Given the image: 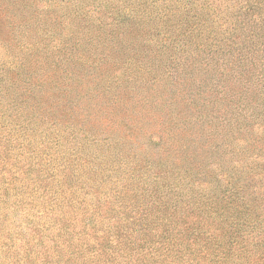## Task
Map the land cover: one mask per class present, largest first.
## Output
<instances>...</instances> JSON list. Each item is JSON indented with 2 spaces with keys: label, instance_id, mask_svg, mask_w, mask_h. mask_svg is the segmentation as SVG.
I'll return each instance as SVG.
<instances>
[{
  "label": "rangeland",
  "instance_id": "rangeland-1",
  "mask_svg": "<svg viewBox=\"0 0 264 264\" xmlns=\"http://www.w3.org/2000/svg\"><path fill=\"white\" fill-rule=\"evenodd\" d=\"M50 2L52 6L46 7L39 0L37 4L36 0H0L2 37H6V34L13 35L10 36L12 39L32 42L35 47V42L42 39V36H47L44 34L45 30L52 26L43 24L51 15L56 18L62 12L65 0ZM53 2H58L57 6ZM139 2L140 0H134L135 4ZM203 2L204 7L207 4L217 6L215 12L218 15L221 11L223 13L222 9L226 6L236 9L234 0H196L198 5ZM238 2L245 7L243 0ZM47 10L51 15L46 13ZM101 11V14H107V11ZM101 14L92 13L82 22L75 18L70 33L59 34V41H63L59 52L62 55L58 57L59 64L54 66L61 67L65 85L62 92L64 98L54 96L63 104L56 111L51 109L56 107L55 104H51L48 109L65 126L63 131L66 134L70 128L84 130L88 135L96 134L98 138L112 136L109 132L111 130L115 133L110 143H98L87 149L100 156L97 162L100 171L97 174V189L86 186L79 190V185H75L74 180L65 177L63 185L55 186L51 183L46 188L52 192H40V196L44 198L51 194L55 196V207L68 221L63 223L73 229L75 242L79 238L78 232L83 230L82 215L92 214V223L96 221L99 236L108 231L106 220L116 222L115 218L108 219L104 216L107 206L105 202L115 198L113 206L119 203L124 207L131 189H134L133 192H148L147 184L136 178L138 174H147L141 170L151 167L152 173H162L168 179L172 176L169 172L181 171L180 174H185L183 172L189 168L195 175L200 171L204 174L199 179L210 180L218 172L230 170L235 159L244 160L251 168L249 163L253 160L252 153L264 150V3L254 9L252 14L245 12L238 17L246 35L237 31L238 36L233 37L232 46H224L216 53L208 52V46L215 40L213 35L219 32L210 31L211 34L202 33L198 37L186 36L177 45H168L164 35L157 32L158 24L140 22L137 15H134L136 19L125 20L119 26H114L110 19L101 18ZM151 24L155 26L152 27ZM52 28V33H55L57 30ZM10 30L13 34L8 33ZM72 36L75 42L68 40L66 43L65 40ZM13 50L17 52V47ZM26 55L19 56H25L24 60L28 64ZM3 59L5 58L0 52V60ZM51 68H44L46 75L52 73ZM87 87L91 92L89 95L84 94ZM87 102L92 111V118L89 120L83 118L86 117L84 106ZM119 121L127 122L130 126L133 122L134 126H138L137 133L130 134ZM111 122H116L117 128ZM183 126H186L185 131ZM151 131L158 134L152 143L160 146L147 148L145 140L141 150L143 134L147 137L155 134ZM62 141L65 142L63 139ZM214 142L227 145L223 150L229 149L228 152L231 151L230 147L239 149L241 144L244 152L225 155L221 150L215 158L219 167L211 172L210 165L206 168L200 166L201 157L198 154L206 144ZM4 143L0 138V264H22L20 259L24 256L23 244L32 240L38 242L34 230L36 222L40 224L43 241L46 243L51 242L45 236L63 223L54 220L53 216H47L49 219L44 222L45 218L33 219L32 213L37 210L35 204L41 198L35 197L36 193H32L31 185L27 192H22L26 190L25 187L10 190L9 199L4 201L6 192L3 181L4 178L5 181L10 179L7 168H11V163L21 160L18 158L13 161L14 156L9 154H16V150L7 151ZM115 144L118 147L113 149ZM184 144H189L186 151H183ZM100 147L104 152L106 148L112 149L111 164L120 168V176L116 175L114 178L103 174L107 165L103 154L93 151ZM147 152L152 155L148 156ZM6 153L10 159L6 160ZM130 166L135 167V175L122 174ZM237 166L235 165L237 171L238 168L243 169ZM31 174L32 177L33 173ZM177 185L181 187L182 184ZM82 192L89 194L83 195ZM170 192L176 191L171 189ZM183 192L191 191L185 188ZM194 197L200 203V195L195 194ZM22 200H25L23 208L17 209L15 205L21 204ZM195 205L199 204L190 205L191 211ZM124 214L127 213L122 211L118 215ZM45 223L49 226H45ZM117 223L121 226L120 222ZM86 232L89 234V242H95L92 230L87 229ZM35 250L39 252V249ZM53 250L55 247L51 246V251ZM35 255L32 253V257ZM30 263V260H24V264Z\"/></svg>",
  "mask_w": 264,
  "mask_h": 264
},
{
  "label": "trees",
  "instance_id": "trees-1",
  "mask_svg": "<svg viewBox=\"0 0 264 264\" xmlns=\"http://www.w3.org/2000/svg\"><path fill=\"white\" fill-rule=\"evenodd\" d=\"M39 1L46 7L52 6L51 0ZM243 1L245 7L234 0L235 10L234 7L226 6L222 9L223 13L221 11L218 15L215 12L217 6L209 4L210 7L207 4L204 7V2L198 5L196 0H140L139 4H135L134 0H65L62 12L56 18L47 10L46 13L52 18L48 17L50 19L43 26H52L45 30L47 36L35 42V47L32 42L12 39L10 36L13 35L2 37L0 25V52L5 58L0 60V138L5 142L7 151L16 150V154H9L14 156L13 161L21 159L7 168L10 179L5 181L4 178L3 181L6 192L4 201L9 199L10 190L25 187L26 190L22 192H27L31 185L35 197L41 198L35 204L37 210L32 213L33 219L45 218L44 222L48 221L47 216H53L54 220L63 223L68 221L62 212L57 211L55 196L51 194L44 198L40 192L51 183L63 185L65 177L74 180L79 190L86 186L93 189L99 187L97 162L100 156L87 149L98 143H110L114 138V130L109 131L113 137L104 138L74 128H70L66 134L63 131L65 126L53 117V112L48 111L51 104L56 105L51 108L53 111L63 104L53 98H64L62 92L65 90L61 67H55L54 64H59L58 57L62 55L59 52L63 41H59L58 36L70 33L75 18L82 22L92 13L97 15L105 10L107 14H101V18L110 19L114 26H119L121 22L137 15L140 22L158 24L157 32L164 35L168 45H177L186 36L198 37L202 33L208 35L210 31H216L219 33L213 35L215 40L208 46V52L216 53L224 46H232L233 37L238 36L237 31L246 35L238 17L245 12L252 14L254 9L264 3V0ZM57 3L53 2L55 6ZM155 24H151L152 27ZM52 27L57 30L55 33H52ZM8 33L13 34V31ZM68 40L75 42L74 36L67 38L66 43ZM39 43L41 45H37ZM15 47L17 52L13 50ZM25 54L28 64L24 60L25 56H19ZM48 66L52 67V73L46 75L44 68ZM84 94H91L88 87ZM84 107L86 117L83 118L89 120L92 111L88 102ZM119 122L130 134L137 133L138 126H134L133 122L131 126L127 122ZM111 125L117 128L116 122H111ZM185 128L182 127L183 131ZM151 132L155 134L148 137L143 134L141 147L145 140L147 148L160 146L152 143L158 134ZM225 146L215 142L206 144L198 154L201 157L200 166L206 168L210 165L211 172H214L218 166L215 158L221 150L225 155L244 152L241 144L239 149L230 147L229 152V149L223 150ZM117 147V144L113 145V149ZM188 147L189 144H184L183 151L188 150ZM93 151L103 154L107 164L103 174L114 178L120 176V168L111 164L112 149L106 148L104 152L100 147ZM9 155L6 160L10 159ZM147 155L152 154L147 152ZM251 156V168L244 160L235 159L230 170L220 171L210 180L199 179L204 174L200 171L195 175L189 168L183 172L185 174H180L181 171L169 172L173 177L168 179L162 173H152L151 167L141 170L147 174H138L136 178L147 184L148 192H133L134 189H131L124 207L119 203L113 206L115 198L105 202L104 216L116 220L112 223L106 220L109 232L97 236L96 221L92 223V214H85L81 216L84 220L83 230L78 232L77 242L73 241V229L63 223L45 236L51 242L46 243L40 224L36 222L34 230L38 242L32 240L23 244L24 256L20 261L22 264L24 260H30V264H264V150L253 152ZM235 165L243 169L238 168L237 171ZM122 174L134 176L135 167L124 169ZM17 180L18 183H15ZM178 183L182 184L181 187H177ZM184 187L191 192H183ZM171 189L176 192H170ZM195 194L200 195V203L195 201ZM22 201L15 205L17 209L23 208L25 200ZM193 204L199 205L193 206L192 212L190 205ZM122 211L127 214L118 215ZM44 225L49 226L48 223ZM87 229L94 233L95 242L92 244L87 239ZM51 246L55 250L51 251ZM35 249H39V252ZM32 253L36 255L32 257Z\"/></svg>",
  "mask_w": 264,
  "mask_h": 264
}]
</instances>
